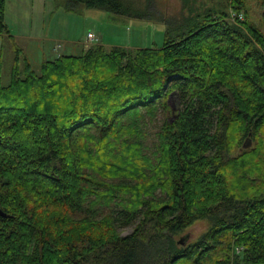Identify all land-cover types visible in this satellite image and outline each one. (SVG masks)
Returning <instances> with one entry per match:
<instances>
[{"label":"trees","instance_id":"trees-1","mask_svg":"<svg viewBox=\"0 0 264 264\" xmlns=\"http://www.w3.org/2000/svg\"><path fill=\"white\" fill-rule=\"evenodd\" d=\"M55 1L161 23L166 40L96 43L36 71L0 0L14 51L9 82L0 61V264H264V32L248 0L160 19L132 0ZM200 219L209 230L179 243Z\"/></svg>","mask_w":264,"mask_h":264},{"label":"rangeland","instance_id":"rangeland-1","mask_svg":"<svg viewBox=\"0 0 264 264\" xmlns=\"http://www.w3.org/2000/svg\"><path fill=\"white\" fill-rule=\"evenodd\" d=\"M215 1L217 0H132L138 10L150 13L157 19L179 16L183 11L188 12V5L192 4L207 8ZM229 14L226 20L235 21L236 14ZM242 15L241 20H246V15ZM240 16L241 14L239 18ZM248 18L264 32L262 0H248ZM6 23L11 32L18 35V43L26 50L36 71L41 70L46 60L55 59L61 54H81L86 47L96 43L107 47L123 46L134 51L139 48H161L166 40L165 25L161 23L115 16L105 10L88 7L80 12L66 11L58 8L55 0H7ZM89 32H93L100 41L91 42ZM58 45L61 47L58 48ZM3 49L4 81L9 82L14 51L7 36H0V55ZM170 103L176 110L181 105L177 95L171 97ZM163 119L164 115L160 113L157 120L148 125L150 147H154ZM210 226L211 222L207 219L197 220L177 238L189 235L188 243H192L199 240ZM133 229L134 227L125 228L122 232L129 234Z\"/></svg>","mask_w":264,"mask_h":264},{"label":"water","instance_id":"water-1","mask_svg":"<svg viewBox=\"0 0 264 264\" xmlns=\"http://www.w3.org/2000/svg\"><path fill=\"white\" fill-rule=\"evenodd\" d=\"M253 145V140L249 136L246 141L244 142V148H250ZM0 216L7 217L8 214L0 207ZM189 241V235H185L180 238L179 243L186 245Z\"/></svg>","mask_w":264,"mask_h":264},{"label":"built area","instance_id":"built-area-1","mask_svg":"<svg viewBox=\"0 0 264 264\" xmlns=\"http://www.w3.org/2000/svg\"><path fill=\"white\" fill-rule=\"evenodd\" d=\"M240 17L243 19V15H241ZM88 38L91 40V42L100 41V39L93 32H89Z\"/></svg>","mask_w":264,"mask_h":264},{"label":"crops","instance_id":"crops-1","mask_svg":"<svg viewBox=\"0 0 264 264\" xmlns=\"http://www.w3.org/2000/svg\"><path fill=\"white\" fill-rule=\"evenodd\" d=\"M11 31V30H10ZM12 33V32H11ZM15 37H16V39H17V37H18V35L17 34H14V33H12ZM61 46L60 45H58V48H60ZM57 48V49H58ZM56 49V48H55ZM25 52H26V50H25ZM27 53V52H26ZM74 54V53H73ZM4 49H3V51L1 52V55H0V61H2V59L4 58Z\"/></svg>","mask_w":264,"mask_h":264},{"label":"bare ground","instance_id":"bare-ground-1","mask_svg":"<svg viewBox=\"0 0 264 264\" xmlns=\"http://www.w3.org/2000/svg\"><path fill=\"white\" fill-rule=\"evenodd\" d=\"M74 150V149H73ZM72 152V151H71ZM79 152V151H78Z\"/></svg>","mask_w":264,"mask_h":264}]
</instances>
